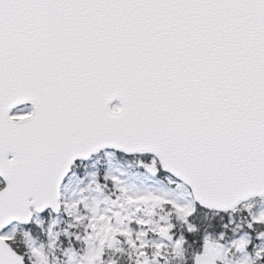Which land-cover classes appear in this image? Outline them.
I'll list each match as a JSON object with an SVG mask.
<instances>
[{"label":"snow or ice","instance_id":"snow-or-ice-1","mask_svg":"<svg viewBox=\"0 0 264 264\" xmlns=\"http://www.w3.org/2000/svg\"><path fill=\"white\" fill-rule=\"evenodd\" d=\"M0 264H264V0H0Z\"/></svg>","mask_w":264,"mask_h":264}]
</instances>
